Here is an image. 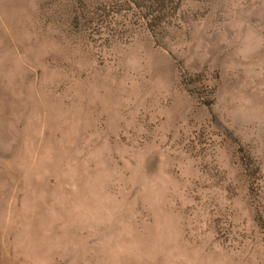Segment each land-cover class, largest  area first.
I'll list each match as a JSON object with an SVG mask.
<instances>
[{"label":"rangeland","instance_id":"obj_1","mask_svg":"<svg viewBox=\"0 0 264 264\" xmlns=\"http://www.w3.org/2000/svg\"><path fill=\"white\" fill-rule=\"evenodd\" d=\"M0 264H264V0H0Z\"/></svg>","mask_w":264,"mask_h":264}]
</instances>
